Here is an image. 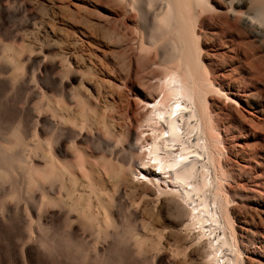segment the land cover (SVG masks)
<instances>
[{
	"label": "rangeland",
	"instance_id": "374dc122",
	"mask_svg": "<svg viewBox=\"0 0 264 264\" xmlns=\"http://www.w3.org/2000/svg\"><path fill=\"white\" fill-rule=\"evenodd\" d=\"M216 14H206L205 22L210 27H198L199 32L212 36L221 31L225 26L224 14ZM144 21L129 0H0V144L13 143L11 132L20 117L28 132L26 147H31L38 137L43 141L51 139L48 145L54 148L52 137L55 133L58 135L54 124L51 125L54 122L59 123L63 133L71 131L74 134L82 130V139L68 135L66 141L62 140V147L68 149L67 158L77 179L81 180L71 196L59 186L58 179L52 183L27 184L21 179L22 172L17 167L0 175V264H20L13 260V256L20 255L21 245L29 249L31 256V261L21 264H99L102 254L108 258L109 264H163L170 258L169 242H172L175 227L169 212L172 205L168 195L157 196L152 193L153 186L135 179L131 181L130 176L124 174L123 178L122 173L120 178L126 193H116L115 181L112 178V183L107 174L111 169L107 171L101 163H95L93 169L94 166L98 168L90 171L92 175L83 171L77 163L80 155L75 149L79 147V152L89 155L91 125L96 119V125L101 127L104 115V121L115 126L117 133L126 126V121L136 132L137 120L144 113V96L153 91L149 85L155 83L154 76L162 71L155 63L154 46H140L141 35L144 29L148 30L150 17L149 23L148 19ZM240 27L233 35L216 43L209 40L202 43L206 54L203 61L229 96H216L214 103L218 106L215 111L222 118L225 113L234 118L230 123L231 133L225 130L228 123H221L218 128L224 147L220 159L229 174L223 185L229 199L227 208L232 215L236 242L244 264H264V37L252 36ZM238 31L243 34H236ZM22 53H31L30 58L23 57ZM9 54L13 55V60L6 57ZM49 102L57 108L58 116L51 115L46 106ZM84 110L89 113L87 117L92 116L81 125L79 115ZM89 118H95L90 125ZM117 133L113 137H117ZM45 146L46 142H43L37 147L38 151L33 152L27 147L25 152L29 158L39 156ZM16 149L14 146L11 152ZM107 153L105 150L95 151L86 159L91 163L95 162L94 159L103 162L104 155L105 159L116 163V159ZM34 161L42 163L39 159ZM60 179L64 185H69L66 176L62 175ZM86 180L98 185L101 199L109 201L105 206L107 209L100 206L97 197L87 190ZM11 188L14 192H9ZM44 191L48 195H58L62 201L47 202L39 209ZM75 191L82 197L78 204L91 206L95 215L99 214L98 219L87 220L79 215V208L68 209L67 204L73 201ZM133 207L140 209L142 217L132 213ZM104 209L111 217L106 224L99 223L106 212ZM142 220L146 226L141 231ZM207 231L200 229V240L205 243L211 238ZM140 232L145 235L143 251L137 250L134 238L140 236ZM213 232L218 231L215 228ZM155 241L161 251L157 259L154 258L156 249L150 247ZM122 256L125 257L124 263L120 260Z\"/></svg>",
	"mask_w": 264,
	"mask_h": 264
},
{
	"label": "bare ground",
	"instance_id": "6f19581e",
	"mask_svg": "<svg viewBox=\"0 0 264 264\" xmlns=\"http://www.w3.org/2000/svg\"><path fill=\"white\" fill-rule=\"evenodd\" d=\"M129 1L138 11L139 17L143 21L148 19L147 22L149 23L150 17L148 30L144 29L143 35H141L142 39L140 46L144 48H147L149 45L154 46V58L157 60L155 63L159 64L162 71H160V74H154L156 81L149 85L153 91L144 96L142 105L144 113H142V116L137 120L135 127L136 132H133L129 124H127V121L126 126H124L122 130L120 128V132L117 133L114 128L115 126L113 127L111 123L104 121L105 115L101 117V119H103V123L100 122L103 124H100L101 127L96 125V117L90 119L92 115L88 116L90 117L89 125L91 120L95 119L93 125H91L92 129H90L92 130V132L90 131L92 134L89 132V134H91V139L89 138L90 146L88 148L90 149V153L87 155L82 151L79 152V147L75 148L78 151V156L80 155V162L78 159L77 163H79L83 171H89V173L92 170L95 171V167L98 168V166H94L93 169L92 165L95 163V165L101 163V167L107 168V171L111 169L112 172L110 171L107 174L115 181L116 193H126V188L123 186L122 179L120 178V174L122 173L121 176L123 174L125 177L130 176L132 179L131 181L135 179L149 185V187L153 186L151 187L152 193H156L157 196L160 194L168 195V199L171 201L170 205H172V207L169 206V212L175 229L173 228L174 231H172L174 232L172 242H169L170 258H168V260L165 259L163 264H244L240 254L241 251L238 248L237 240L234 235L235 230L233 231L232 215L230 216L227 208L229 199L223 185L225 183L224 179L227 177L229 178V174L227 173V169L224 168L222 158L220 159L224 147L222 146L223 139L218 126L221 123H228V126H225V130L231 133L232 126H230V123L234 118L229 113H225V116L222 118L221 115L215 111V108L218 106L214 103V101H216V96H222V98H229V96L224 92V87L220 86V82H217L216 79L211 76V71L207 69L203 61V56L206 54L202 50V43H206V40H209L211 43H216L217 40L225 39L227 36L233 35L239 25L250 35L263 38L264 0ZM216 12L223 13L224 15L227 14L222 17L225 26L221 28V31L218 30L219 32L212 36H207L208 34H205L206 32H199L198 27H205V25L206 28L210 27L205 22L206 14H216ZM147 16L149 17L147 18ZM218 17H220V15ZM231 27L233 29H231ZM239 32L241 31L236 32V34H243V32L240 34ZM20 55L29 59L31 53L25 55L22 53ZM6 57L10 60L14 59L12 54ZM20 71L22 72V70ZM154 92H157L156 95L153 94ZM46 106H48L51 111V115L58 116L57 108L51 106V103L48 105L46 104ZM88 114L85 113V110L81 111L79 115L81 125L88 120ZM101 119H99V121H101ZM62 120L66 119L62 118ZM75 120L74 123L76 125ZM53 124L54 131L58 133V135L55 133L53 136L54 138L51 135L54 148L48 145L51 139H45L43 141V138L41 140L36 137L32 143L33 145L31 147L27 146L28 150L36 152L39 144L43 142H46V149H42L43 152L39 156L34 155V157L29 158L26 154L27 152H25V148H27L25 146V137L28 132L20 117L18 124L11 132L14 137L13 143L7 146L0 144V175L7 174L17 167L22 172L21 179H25L27 184L41 181L52 183L53 180L58 179L59 186L64 187L66 193L71 196L79 180L72 167V163L67 158V146L62 147V140L68 135L82 139V130H78L77 128L76 130L78 131L74 132V134L71 133V131L63 133L59 123L54 122L51 125ZM81 125H79L80 128ZM117 125L116 127H119ZM60 133L63 134L62 137ZM116 133L117 137L114 136L116 137L114 138L113 135ZM112 137L114 140L111 139ZM14 146L17 148V151L12 153L11 150ZM103 150L113 156L114 159H116V163H111V160L105 159L104 155L102 156L103 162H96L97 159H94L95 162L91 163L86 159L88 156L91 158L93 152ZM108 153L107 155H109ZM33 158L41 160L42 163H36ZM226 159L225 156L223 159L225 163ZM87 163H91L88 168L86 167V165H88ZM96 172L98 173L100 170H96ZM62 175L67 177L69 185H64L63 181H61L60 177ZM124 176L122 177L125 178ZM86 181L84 185L87 190L97 197L100 206L102 205L103 208H106L108 205L107 202L109 201L104 202L101 199L98 185L92 180ZM104 186L102 188H104ZM86 188H83V190H86ZM13 190L14 189L11 188L9 192H14ZM109 193L111 192L109 191ZM80 195V192L78 193L75 191L73 201L67 204L68 209L78 210L79 208V215L82 216V218L85 217L87 220L97 218L99 214L97 213L95 215L91 210V206L88 204L80 206L78 204V201H80L79 198L81 197ZM41 197V201L38 204L39 209L43 208V204L45 205L47 202L54 203L62 201L58 195H48L45 191L42 193ZM106 209H104V211ZM139 210L134 207L133 210L131 209L134 215H141ZM38 216L40 217V215ZM130 217L132 218V216ZM145 220L141 221V231L146 226L144 223ZM110 221L111 217L106 210L103 214L102 221H99V223L103 222L106 224ZM192 227L197 228V230L190 231ZM204 228L211 234V238L207 239L208 241L206 243L200 240V229L205 231ZM215 228L218 231L217 233L213 232ZM146 230L147 229H145V232ZM140 233V236H135L134 238L137 243L136 246L138 245L137 250L143 251L145 247L142 246V242L145 235L143 236L142 232ZM100 236L101 235H99V237ZM169 237L171 238V236ZM157 242L158 241H155L154 245L152 244L153 246L150 244L151 248L153 247V249H156L154 250L156 251L154 255L156 259L161 253ZM28 251V248L26 249L21 245L20 255L14 254L13 260L21 263L26 260L31 261V256L28 254ZM95 251L98 252L97 249ZM123 253L122 255H124ZM122 257L120 260L125 258L124 256ZM99 262V264H109L108 258L103 254ZM124 262L123 260V263ZM151 262L152 261H150V263Z\"/></svg>",
	"mask_w": 264,
	"mask_h": 264
}]
</instances>
